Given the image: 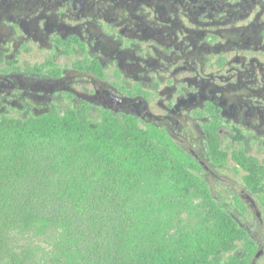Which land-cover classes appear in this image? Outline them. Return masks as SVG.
Returning <instances> with one entry per match:
<instances>
[{
	"label": "flooded vegetation",
	"instance_id": "obj_1",
	"mask_svg": "<svg viewBox=\"0 0 264 264\" xmlns=\"http://www.w3.org/2000/svg\"><path fill=\"white\" fill-rule=\"evenodd\" d=\"M70 111L165 130L204 181L229 183L217 154L264 161V0H0V118ZM234 185L233 203L214 198L247 235L232 255L264 264L260 197Z\"/></svg>",
	"mask_w": 264,
	"mask_h": 264
},
{
	"label": "trees",
	"instance_id": "obj_2",
	"mask_svg": "<svg viewBox=\"0 0 264 264\" xmlns=\"http://www.w3.org/2000/svg\"><path fill=\"white\" fill-rule=\"evenodd\" d=\"M228 154H219L226 162ZM264 201V164L233 156ZM165 131L105 113L0 118V264H35L16 236L57 227L64 264H211L247 235ZM185 213L176 233L164 217Z\"/></svg>",
	"mask_w": 264,
	"mask_h": 264
},
{
	"label": "rangeland",
	"instance_id": "obj_3",
	"mask_svg": "<svg viewBox=\"0 0 264 264\" xmlns=\"http://www.w3.org/2000/svg\"><path fill=\"white\" fill-rule=\"evenodd\" d=\"M249 55L251 56V54ZM217 156H219V154H217ZM260 157V159L264 158L262 155ZM227 162L226 166L217 167V172L228 179L229 183H223V186L213 180L205 181L206 183H211L214 190L213 195L215 200L219 201L220 199H224L229 203H233L234 197L238 195L236 194L238 188L234 185V183L245 187V182L243 179V173L239 175L234 173L233 169L236 163L233 157L227 158ZM260 162L264 164V161ZM198 174L202 176L201 171H198ZM253 199H255V204L264 216V201L258 197H253ZM219 204L224 208L220 202ZM254 210L255 209H253V211ZM246 217L249 220L254 218L255 221H257L255 213L251 210L247 213ZM179 219L186 221L188 216L185 213H171L164 217V220L170 222L171 227H169V231L172 234L176 233L181 226L186 224L179 223ZM250 236L257 242L264 243V226L255 224V226L251 228ZM65 243L66 241L62 230L57 227L33 230L24 235H18L16 236V240L13 242L15 250L23 257L29 258V261L35 264H64ZM217 256L219 258L218 264H226L227 254L222 255V253H219ZM3 263L7 264V261L4 260Z\"/></svg>",
	"mask_w": 264,
	"mask_h": 264
},
{
	"label": "water",
	"instance_id": "obj_4",
	"mask_svg": "<svg viewBox=\"0 0 264 264\" xmlns=\"http://www.w3.org/2000/svg\"><path fill=\"white\" fill-rule=\"evenodd\" d=\"M230 215V214H229ZM232 217V215H230Z\"/></svg>",
	"mask_w": 264,
	"mask_h": 264
}]
</instances>
